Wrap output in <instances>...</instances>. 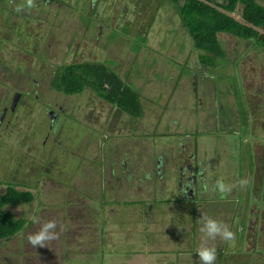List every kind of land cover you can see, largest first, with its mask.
<instances>
[{
    "label": "rangeland",
    "instance_id": "rangeland-1",
    "mask_svg": "<svg viewBox=\"0 0 264 264\" xmlns=\"http://www.w3.org/2000/svg\"><path fill=\"white\" fill-rule=\"evenodd\" d=\"M41 1L21 7L36 14L35 31L44 33L41 43L39 33L30 39L28 48L36 42L39 46L35 54L0 59V111L15 91L22 93L0 123V192L14 185L33 194L28 202L5 206L26 222L13 236L0 240V264H63L69 249L81 248L71 243L73 235L71 245L61 243L59 235L72 229L80 239L83 231L74 225L81 229L91 217L90 228L102 233L97 247H88L99 252L105 240L106 264L146 263L145 253L135 256L129 251L136 249L143 228L150 247L165 251L146 264H202L193 253L202 238L194 236L203 217L214 214L233 237L205 238L203 242L216 248L213 264H264V48L219 32L224 55L206 54L202 60L168 0H101L100 13L88 15L92 9L87 0H71L78 15L65 3L59 18L54 3L41 5L45 12L32 10L44 4ZM0 4L14 10L24 0ZM240 7L229 14L241 19ZM20 16L22 12L0 11V33ZM77 17L88 21L92 38L101 33L90 48L70 41ZM74 61H102L114 69L137 90L141 114L130 116L89 88L75 94L52 90L49 81L55 67ZM189 163H199L196 168L207 177L201 191L193 189L195 204L190 207V198L178 199L175 190L178 169L182 166L189 174ZM217 180L225 190L216 187ZM221 201L236 204L232 213L229 205L221 215L226 207L218 205ZM250 201L254 215L245 230L242 204ZM202 202L200 212L196 203ZM48 219L56 221L57 241L48 240V248L32 245L28 235ZM194 219L189 228L186 223ZM172 230L176 240L169 248ZM174 245L186 251L172 261L181 252L173 250ZM19 247L26 249L24 254L15 252ZM95 260L102 264V256Z\"/></svg>",
    "mask_w": 264,
    "mask_h": 264
},
{
    "label": "trees",
    "instance_id": "trees-1",
    "mask_svg": "<svg viewBox=\"0 0 264 264\" xmlns=\"http://www.w3.org/2000/svg\"><path fill=\"white\" fill-rule=\"evenodd\" d=\"M168 1L175 6L193 47L201 50L199 54H203L202 60L206 54L212 57L224 55L217 37L219 32L252 40L257 46L264 48V4L258 0ZM238 4L241 6V19L229 14ZM50 80V87L57 92L75 94L89 88L102 100L130 116H139L142 112L137 90L102 61L62 64L57 67ZM32 199L31 191L18 189L14 185H7L5 191L0 192V240L13 236L26 222L23 217H14L5 206Z\"/></svg>",
    "mask_w": 264,
    "mask_h": 264
},
{
    "label": "flooded vegetation",
    "instance_id": "flooded-vegetation-1",
    "mask_svg": "<svg viewBox=\"0 0 264 264\" xmlns=\"http://www.w3.org/2000/svg\"><path fill=\"white\" fill-rule=\"evenodd\" d=\"M38 1H40V0H38ZM42 1H43L44 4L40 3L39 7L38 6L36 7V5H35L34 7H32V10H33V8H38L39 10L42 9L45 12V9H43L41 7V5L46 7L47 4L51 5L52 3H54V5L52 7L54 8V6H55V8H54L56 10L55 11V14H56L55 16L59 18L60 17L59 16L60 11H61L63 5L66 3V5L70 6L73 10H75L76 14L78 15L77 9L74 8L73 6H71L70 3H69L71 0H42ZM100 1L101 0H87V5H91L90 9H92V12L91 11L88 12L87 15L88 14H93L94 12L95 13L96 12L100 13V11L98 10V5H99ZM0 8H1L0 11H4L5 12V10H6L7 12H10V13H15V12L16 13H21L22 12V14L24 15V16L18 17L19 20H16V21L13 20L9 27L4 28L7 31H4L3 34L0 33V46H1V48H0V59H6L8 56L11 55L13 57V59L19 60V59L22 58V55L24 56V55H27L29 53H30V55H34L35 54L34 53V49H36V47H39L37 45V42L41 43L43 41V39H44V33L40 34L38 31H35V28H34V24H33L34 22L32 20H33V18L36 17V14L34 16V14L32 12H26V11L21 10L23 7L20 8V11H17L16 10L17 8H14V10H13V9H11V6L8 7V8L6 6L3 9V5L0 4ZM10 17H11V15H10ZM14 18H16V16L13 15L12 19H14ZM77 18L79 20L78 28L74 30L75 33L74 32L72 33V35H71L72 37L70 38V41L72 39H75V41L73 40L71 42V43L75 42V44H81V43L85 42V43H87V45L90 48L91 40L98 41L99 40V35L101 33L97 34L98 38H95V39L92 38L90 33H89V26H88L89 23H88V21H80V18L79 17H77ZM34 20L36 21V19H34ZM59 20H58V22L60 23L61 20L60 21ZM43 29L45 30V27ZM37 33H39V36L37 35ZM4 34H7V36H5ZM10 35L11 36L13 35L12 39H10L11 41H9ZM74 35L77 38L74 37ZM37 36H38V38H40V40H37L36 47H34V45H33V48H31V49L28 48L27 46L30 43V39H32V38L37 39ZM104 44H105V41L102 42V45H104ZM81 45H83V44H81ZM92 46H93V44H92ZM40 53H41V51H40ZM40 55L41 54H39V56ZM76 62H80V61H76ZM2 66H3L2 68H4L5 67V63H3ZM58 66H60V65H58ZM58 66H56L55 69L53 70L52 76L54 75V72H55V70L57 69ZM52 76H51V78H52ZM49 86H50V81H49ZM52 90H54V89H52ZM24 92H26V91H24ZM21 95H22L21 91H19V90L15 91L11 95V99L8 102L7 101L4 102V105H3V107H2V109L0 111V123L5 118L7 110H9V109L12 110V111L14 110L17 102L21 98ZM51 115H53V114L51 113ZM193 142H194V144L196 142V145H197V140L194 139ZM192 147L195 148L194 145ZM194 150L196 151V149H194ZM240 156H241V158H246V155H240ZM200 160H203V159H200ZM199 163H196L195 165H193V163L192 164L191 163L186 164V166L190 169V172H188L189 174H185L182 171V166H181L180 170L178 169V174L176 176L177 177V181H176L175 190H176V193L178 195L177 198L178 199H180V198H188L189 199L190 198V200H186V201L190 202V203L188 202L189 203V205H188L189 207H190V204L191 205L195 204V202L193 200H191L193 198V196H192L193 189L195 188L196 190L201 191L202 188H203V184H204L203 181L205 180L204 178L206 177L205 175H203L204 173H202L201 170H198V168H196V167H198ZM122 165H124V164H122ZM156 166H158V164ZM217 167H220V165L217 166ZM221 171H222V169H221ZM216 172H218V170ZM216 175H217V173H216ZM263 178H264V176H263ZM206 179H207V177H206ZM249 186L252 188L253 184H251ZM253 188H252V190H253ZM262 196L263 195L260 196V199L262 198ZM222 204H226V203L224 201H221V202L218 203V205H220L221 208L223 207ZM252 204H253L252 201L247 202L245 205L242 204V206L244 207L242 210L246 211L245 215L243 214L241 216L242 218L244 217V219H245L246 227L243 228L245 230L248 227V218L252 217L251 215H254V213L253 212L251 213V210H250L251 208H253ZM196 205L201 206L199 203H196ZM230 206H232L231 210H234L236 204L234 205V203H232ZM224 209H227V207H224V208L220 209L221 215L226 213L224 211ZM211 213H213V212H211ZM231 213H232V211H231ZM238 215H239V213H238Z\"/></svg>",
    "mask_w": 264,
    "mask_h": 264
},
{
    "label": "crops",
    "instance_id": "crops-1",
    "mask_svg": "<svg viewBox=\"0 0 264 264\" xmlns=\"http://www.w3.org/2000/svg\"><path fill=\"white\" fill-rule=\"evenodd\" d=\"M156 167L157 168H155V169L158 170V166H156ZM103 198H102V200H103ZM224 202L227 204L226 207H228L229 205L232 204L229 201H224ZM103 204H105V203H103ZM199 204L201 205L200 206V212H201V209L203 208L204 204H203V202L202 203H199ZM181 207L184 208L185 206H181ZM231 211H233V210H231V208H230V212ZM215 217L218 218V219H220V215L219 214L216 215V216L214 214L212 218L215 219ZM200 218L201 217H199V219ZM91 219H93V218L91 217ZM91 219L86 220L85 221L86 224L85 225H82L81 229H79V227H80L79 225H76V224L74 225V229L75 230H82L83 231V233H80V235H79L80 236V239H78V240L76 239V237H75L76 234L72 232V229L71 230H67V231H71L70 233L60 234L59 235V237H60L59 240H61L60 242L61 243L66 242L67 245H71L70 244V239L72 238L71 235H73L74 236V239H73V241L71 243H73L75 247L81 248V249H76V251H70V249H69V252L65 253L66 257L64 258L65 260H63V264L64 263L67 264V261L69 262V264H99V262H97L95 260V256H102V264H106V241L105 240H103L102 245L99 246V248H100L98 250L99 252L92 251L88 247L90 245H94V247H97V240L99 239V237L101 236V233H102L101 230H96L94 232L93 229L90 228L91 227V224L93 222ZM201 219H200V221H201ZM231 219H232V215H230V220ZM194 223H196L195 222V219L194 220H190L186 224L190 228V225H193ZM68 227L71 228L70 226H68ZM200 228H201V226L200 227L198 226V228H197L198 231L196 229V232H195L196 233V236H194V238H196V239L203 237V233L200 231ZM85 231H86V233H84ZM144 231H145L144 228L143 229H140L138 231V232H141V237L139 238V244L136 246V249L134 251H132V250H129V251L132 252L135 256L136 255L138 256V254L144 256L143 253H145V256H146V259H147V262L146 263H148V260L151 261L153 259H160V254L159 253L160 252H165V251L164 250H162L160 252L154 251L152 249V247H150L151 245L148 244V242H146L147 239L145 241L144 238L142 237L143 235H145V234H143ZM152 233H153V236H155V233H157V230H154V232H152ZM152 233L150 232L148 234L151 235ZM57 234H59V233L57 232ZM103 235H104V232H103ZM156 236H158V235H156ZM57 239L55 238L54 239V242H56ZM175 240H176V232H174L172 230L170 232V236H169V238L167 240V245L169 246V248L172 245L173 241H175ZM43 245H45L46 248L50 247V244L47 241L44 242ZM183 245H184V242H182V246ZM24 246H26V243L24 244ZM176 246L177 245H174L173 250L174 249H177V250H181V252L178 255H174L171 258L172 261H174L175 258L181 257V254L186 251L185 248L182 247L180 249V247L178 248ZM25 250H23L22 247H19L17 249V251H15V252H17L18 254L22 255V254H24V251ZM173 250H171V251H173ZM188 250L191 251L190 249H188ZM168 253L171 254L170 252H168ZM193 253H196V250L195 249H194ZM153 254H157V256H154ZM150 258H151V260H150ZM195 258L197 259V257H195ZM108 263H110V262H108ZM146 263H143V264H146Z\"/></svg>",
    "mask_w": 264,
    "mask_h": 264
},
{
    "label": "clouds",
    "instance_id": "clouds-1",
    "mask_svg": "<svg viewBox=\"0 0 264 264\" xmlns=\"http://www.w3.org/2000/svg\"><path fill=\"white\" fill-rule=\"evenodd\" d=\"M32 5V0H24L23 5L17 6V11L21 7H30ZM216 187L221 191L225 190V186L222 181L217 180L215 182ZM33 222H37V218L33 217ZM56 228V221L52 219L44 220L39 223V227L28 235L27 239L32 245H43L45 241L52 240L56 238L57 232L53 231ZM200 231L203 233L202 243L196 249V253L199 257V260L202 264H213V261L216 258V248L214 245H208L206 242H203L205 238H211L219 234L225 240H229L233 237V232L229 227L224 224L222 221H218L212 217L204 216L203 222L200 228Z\"/></svg>",
    "mask_w": 264,
    "mask_h": 264
}]
</instances>
